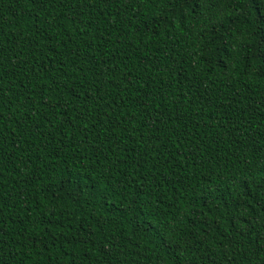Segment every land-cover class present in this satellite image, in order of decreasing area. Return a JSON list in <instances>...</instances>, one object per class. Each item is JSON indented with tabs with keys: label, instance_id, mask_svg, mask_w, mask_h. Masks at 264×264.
<instances>
[{
	"label": "trees",
	"instance_id": "obj_1",
	"mask_svg": "<svg viewBox=\"0 0 264 264\" xmlns=\"http://www.w3.org/2000/svg\"><path fill=\"white\" fill-rule=\"evenodd\" d=\"M0 264H264V0H0Z\"/></svg>",
	"mask_w": 264,
	"mask_h": 264
}]
</instances>
